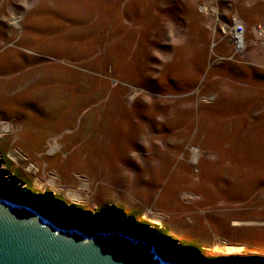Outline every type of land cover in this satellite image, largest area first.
Returning <instances> with one entry per match:
<instances>
[{"label": "rangeland", "instance_id": "1", "mask_svg": "<svg viewBox=\"0 0 264 264\" xmlns=\"http://www.w3.org/2000/svg\"><path fill=\"white\" fill-rule=\"evenodd\" d=\"M0 162L62 220L264 257V0H0Z\"/></svg>", "mask_w": 264, "mask_h": 264}, {"label": "water", "instance_id": "2", "mask_svg": "<svg viewBox=\"0 0 264 264\" xmlns=\"http://www.w3.org/2000/svg\"><path fill=\"white\" fill-rule=\"evenodd\" d=\"M2 192L0 264H264V257L256 256L201 257L194 248L133 220H127L126 228L123 220L120 226L99 228L61 222L38 204Z\"/></svg>", "mask_w": 264, "mask_h": 264}, {"label": "built area", "instance_id": "3", "mask_svg": "<svg viewBox=\"0 0 264 264\" xmlns=\"http://www.w3.org/2000/svg\"><path fill=\"white\" fill-rule=\"evenodd\" d=\"M233 27H234V30H233V41L235 43V45H238L240 42H241V35H242V26L241 24L233 19Z\"/></svg>", "mask_w": 264, "mask_h": 264}, {"label": "bare ground", "instance_id": "4", "mask_svg": "<svg viewBox=\"0 0 264 264\" xmlns=\"http://www.w3.org/2000/svg\"><path fill=\"white\" fill-rule=\"evenodd\" d=\"M2 163L0 162V173H1V175L2 176H4L6 179H9V177H8V175H6L5 173H2L1 172V168H2ZM13 183H15V180H13L12 181ZM17 184V183H16ZM1 189V188H0ZM4 191V190H3ZM2 193H4V194H6V191L5 192H2ZM34 206V205H33ZM36 207V206H35ZM39 208V207H38ZM45 210L46 211V213L48 214V215H50L51 217H53V218H55L56 220H58V221H61V220H59L60 218L59 217H57V215H55V214H53V213H51V212H49V211H47L46 209H44L43 207H41L40 208V210ZM62 222V221H61ZM95 227H97V228H99L100 226H95ZM231 249H233V248H228V250H231Z\"/></svg>", "mask_w": 264, "mask_h": 264}]
</instances>
